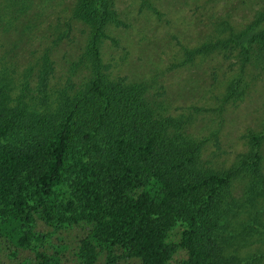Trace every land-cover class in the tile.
<instances>
[{
  "label": "trees",
  "instance_id": "1",
  "mask_svg": "<svg viewBox=\"0 0 264 264\" xmlns=\"http://www.w3.org/2000/svg\"><path fill=\"white\" fill-rule=\"evenodd\" d=\"M35 2L46 11L0 0V264H264L263 136L251 135L240 158L249 183L239 190L238 171L200 162L192 122L164 114L148 86L103 64L107 26L125 27L114 0ZM54 5L64 8L51 19ZM73 23L88 29L84 46L74 62L54 59ZM45 25L47 36L36 33ZM247 31L237 42L264 35V8ZM209 47L186 49L185 61ZM65 176L69 196L52 209ZM49 234L52 248L29 251ZM230 241L246 242L243 257Z\"/></svg>",
  "mask_w": 264,
  "mask_h": 264
},
{
  "label": "rangeland",
  "instance_id": "2",
  "mask_svg": "<svg viewBox=\"0 0 264 264\" xmlns=\"http://www.w3.org/2000/svg\"><path fill=\"white\" fill-rule=\"evenodd\" d=\"M114 5L125 27L106 28L110 39L101 45L100 55L103 64L109 65L108 71L148 86L164 114L178 119L181 125L186 120L187 124L192 122L191 137L203 142L200 162L210 168L239 172L241 156L250 154V136H263L258 151L264 176V35H255V39L245 36L243 42H237V37L259 19L264 0H114ZM59 6L49 8L51 19L64 8ZM40 9L34 0L29 12L46 11ZM57 23H61L59 18ZM80 25L73 23L68 37L74 39L70 42L66 38V48L51 54L54 59L64 52L70 53V62L76 61L77 46H84L83 39L85 44L88 36V29ZM51 29L45 25L36 33L47 36ZM49 40L41 37L37 43ZM77 40L80 44L75 43ZM202 44L210 46L209 52L185 61L184 51ZM77 74L87 79L89 71L80 66ZM236 177L232 185L246 192L247 174L239 172ZM69 184L65 176L54 189L49 205L52 209L67 200ZM256 205L264 220V200ZM50 236L32 241L29 251L52 248ZM260 240L258 251H264V238ZM244 243L230 241L231 253L243 257L245 247L240 246Z\"/></svg>",
  "mask_w": 264,
  "mask_h": 264
}]
</instances>
